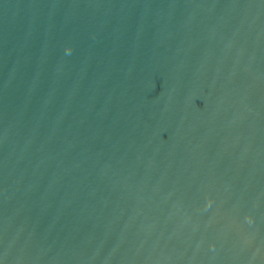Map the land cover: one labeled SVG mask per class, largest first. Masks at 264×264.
Masks as SVG:
<instances>
[{
  "label": "water",
  "instance_id": "water-1",
  "mask_svg": "<svg viewBox=\"0 0 264 264\" xmlns=\"http://www.w3.org/2000/svg\"><path fill=\"white\" fill-rule=\"evenodd\" d=\"M0 264H264V0H0Z\"/></svg>",
  "mask_w": 264,
  "mask_h": 264
}]
</instances>
